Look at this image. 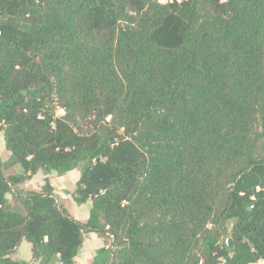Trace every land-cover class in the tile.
Listing matches in <instances>:
<instances>
[{
  "label": "trees",
  "instance_id": "1",
  "mask_svg": "<svg viewBox=\"0 0 264 264\" xmlns=\"http://www.w3.org/2000/svg\"><path fill=\"white\" fill-rule=\"evenodd\" d=\"M1 131L0 264L264 260V0H0ZM76 168L84 223L19 187Z\"/></svg>",
  "mask_w": 264,
  "mask_h": 264
},
{
  "label": "rangeland",
  "instance_id": "2",
  "mask_svg": "<svg viewBox=\"0 0 264 264\" xmlns=\"http://www.w3.org/2000/svg\"><path fill=\"white\" fill-rule=\"evenodd\" d=\"M167 0H161V2H166ZM59 113L63 114L64 110L59 109ZM11 157V152L6 148L5 144V138L4 133L0 132V160L1 161H7ZM4 175H9L12 173H21L23 172V167L21 164L17 163L13 166L4 167L3 169ZM80 177V168H76L73 171H69L65 174H59L52 170H41L39 171L36 178L32 179L31 181H25L24 183H21L19 187L24 191H42L45 188L46 181L49 180L51 183H54V188L56 187L57 190L60 192V194L64 197V200L61 201L65 205L67 204L69 208L72 210L74 214L77 215H84L88 214L90 210L91 203H83L80 204L77 201H75V194H76V183L77 180ZM8 197L11 199L13 205L15 207H21V210H23L22 203L19 199H16L13 197L12 194H8ZM85 234H88L86 232ZM90 235V234H89ZM96 236H93L91 244H90V250L94 251L96 248H98L99 244H101L100 239L104 241L105 245L111 244V239L109 237H101L98 235V233L95 234ZM25 244L21 245L18 252L13 253L11 256L12 258H17L19 260L25 261L27 264H37L32 256V248L31 243L27 240L24 241ZM89 243V242H88ZM29 248H27V246ZM96 253V251H94ZM32 256V257H31Z\"/></svg>",
  "mask_w": 264,
  "mask_h": 264
},
{
  "label": "crops",
  "instance_id": "3",
  "mask_svg": "<svg viewBox=\"0 0 264 264\" xmlns=\"http://www.w3.org/2000/svg\"><path fill=\"white\" fill-rule=\"evenodd\" d=\"M40 172H41V170H40ZM38 173L36 175H34L28 181H31L32 179L36 178V176L38 175ZM51 184L53 186H55L54 183H51ZM54 189H55L54 190L55 194L58 195V197H59V199L61 201H63L64 200V197L60 194V192L57 190L56 187ZM66 207L68 209V212L71 214V216L74 217L75 219H77L78 221L82 222V223L86 222V220L89 217V213L88 214H84L82 216L81 215H77V214H74L72 212V210L69 208V206L67 204H66ZM95 234H96V232H88V234H84V242H83V245H82V247H81V249L79 251V254L76 256V261H77L78 264H92L93 258H94L95 254H96L94 251H97V249H99L100 247L105 246L104 241H102V239H100L98 237V239L100 240L101 244H99V246H98V248H96V250H94V251H91L90 250V244H91L90 241H92L93 236H96ZM24 241L22 242L21 245L25 244ZM20 246L18 247V249H17L16 252L19 251ZM26 246H27V248H29L28 245H26ZM31 248H32V245H31ZM14 259H17V258H14ZM250 264H264V260H259L258 262L250 263Z\"/></svg>",
  "mask_w": 264,
  "mask_h": 264
},
{
  "label": "water",
  "instance_id": "4",
  "mask_svg": "<svg viewBox=\"0 0 264 264\" xmlns=\"http://www.w3.org/2000/svg\"><path fill=\"white\" fill-rule=\"evenodd\" d=\"M228 244H229L230 247H233L234 243H233V239L232 238L228 239ZM24 264H27V263L24 261Z\"/></svg>",
  "mask_w": 264,
  "mask_h": 264
},
{
  "label": "built area",
  "instance_id": "5",
  "mask_svg": "<svg viewBox=\"0 0 264 264\" xmlns=\"http://www.w3.org/2000/svg\"><path fill=\"white\" fill-rule=\"evenodd\" d=\"M178 1H181V0H178ZM60 264H64V263L60 262Z\"/></svg>",
  "mask_w": 264,
  "mask_h": 264
}]
</instances>
